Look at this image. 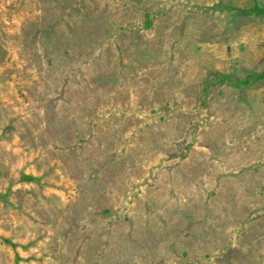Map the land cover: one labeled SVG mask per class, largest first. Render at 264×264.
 Listing matches in <instances>:
<instances>
[{
  "label": "rangeland",
  "instance_id": "obj_1",
  "mask_svg": "<svg viewBox=\"0 0 264 264\" xmlns=\"http://www.w3.org/2000/svg\"><path fill=\"white\" fill-rule=\"evenodd\" d=\"M254 1L0 0V264H264Z\"/></svg>",
  "mask_w": 264,
  "mask_h": 264
},
{
  "label": "trees",
  "instance_id": "obj_2",
  "mask_svg": "<svg viewBox=\"0 0 264 264\" xmlns=\"http://www.w3.org/2000/svg\"><path fill=\"white\" fill-rule=\"evenodd\" d=\"M241 13H253V14H261L264 15V6L259 5L256 1L252 2V4L246 8L238 9ZM256 79H264V65L260 71L250 72L245 75L242 79H237L235 81H230V79L227 76L220 77L217 81H224L228 84H231L233 86H238L241 84H247L250 80H256ZM22 179L25 180H32L34 179L31 175L22 174ZM5 198V193L0 192V199ZM2 240L9 242V244L13 245V243H10L7 239L4 237H1Z\"/></svg>",
  "mask_w": 264,
  "mask_h": 264
}]
</instances>
